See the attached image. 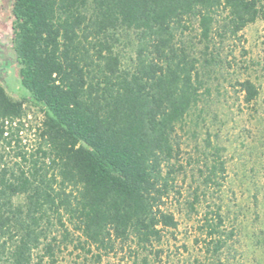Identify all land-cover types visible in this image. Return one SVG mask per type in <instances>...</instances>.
<instances>
[{"label": "trees", "instance_id": "1", "mask_svg": "<svg viewBox=\"0 0 264 264\" xmlns=\"http://www.w3.org/2000/svg\"><path fill=\"white\" fill-rule=\"evenodd\" d=\"M4 7L12 33L0 84V262L55 264L56 251L69 245L98 262L117 251L134 258V247L152 254L179 226L167 209L180 195L178 131L198 122L223 64L220 47L264 20V0H11ZM237 86L247 105L260 97L249 80ZM26 102L42 114L34 133ZM262 105L264 114V97ZM31 134L33 142L25 138ZM203 149L191 212L227 177L210 133ZM221 209L208 211L200 227L212 264H227L223 251L236 236Z\"/></svg>", "mask_w": 264, "mask_h": 264}, {"label": "rangeland", "instance_id": "2", "mask_svg": "<svg viewBox=\"0 0 264 264\" xmlns=\"http://www.w3.org/2000/svg\"><path fill=\"white\" fill-rule=\"evenodd\" d=\"M10 2L0 0V84L6 76L1 67L9 61L3 51L9 47L12 33L9 13L4 7ZM220 51L223 64L216 68L209 82L210 93L203 98L200 111H196L200 114L198 122H189V127L178 131L181 154L177 167H182L177 180L180 195L167 204L179 222L178 229L167 234L152 254L136 253L134 247V258H130L128 251H117L98 262L69 245L56 251L55 264H144V257H148V264H212V258L205 254L200 227L206 213L217 210V206L222 208L226 230L236 235L230 241V248L223 251L226 263L264 264V20L246 27L238 38L226 41ZM246 80L260 89V97L250 105L244 103L237 86ZM24 108L27 125L34 133L42 114L30 103L26 102ZM209 133L213 143L223 149L227 177L221 192L212 193L191 212L188 203L193 200L199 181L204 140ZM33 135L25 138L33 142ZM22 202L23 199L16 200L17 205ZM52 236L60 239L57 232ZM43 264L52 262L47 258Z\"/></svg>", "mask_w": 264, "mask_h": 264}]
</instances>
